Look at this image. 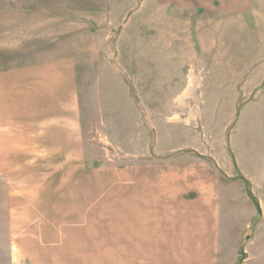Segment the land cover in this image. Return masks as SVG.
<instances>
[{"label":"rangeland","instance_id":"rangeland-1","mask_svg":"<svg viewBox=\"0 0 264 264\" xmlns=\"http://www.w3.org/2000/svg\"><path fill=\"white\" fill-rule=\"evenodd\" d=\"M69 1L43 29L41 1L0 0V70L10 36L56 29L81 91L78 147L9 146L0 122V264H194L168 250L170 166L219 192V263L264 264V0Z\"/></svg>","mask_w":264,"mask_h":264},{"label":"crops","instance_id":"crops-1","mask_svg":"<svg viewBox=\"0 0 264 264\" xmlns=\"http://www.w3.org/2000/svg\"><path fill=\"white\" fill-rule=\"evenodd\" d=\"M31 1L35 0H16L21 4H17L20 6L15 10H10V14L17 19V15L22 12L17 9ZM38 1H41L40 9L33 14L39 15L31 17L39 20L44 18V23H38L44 25L43 29L54 23L51 21L48 24L47 19L55 14L57 7L61 3L70 2ZM79 1L81 0H77ZM217 1L223 3V10L234 15L248 10L253 0ZM48 2L58 5L52 10ZM30 7H32L30 4L27 5V8ZM28 24L30 27L35 25L31 22ZM13 25L21 26L19 20H15ZM54 26L55 24L51 25ZM36 30L38 31L30 35L10 36L6 41L8 49L25 50L12 60L10 67L0 70V122L2 130L10 131L8 139H15V141L11 139L12 141L7 144L29 149L78 147L81 145V91L77 68L79 59L75 46L79 44V37L77 42L71 43L59 36L56 29L43 32V37L40 35L42 32ZM58 160L66 159L63 157ZM204 177L200 175V171L193 169V166L183 172L177 171V167L170 166L168 175L161 183L163 193L167 192L169 199L168 205L163 206L161 210L180 211L179 214L172 212V215H169V225L186 227L185 233L175 234L170 238L168 250L171 252L170 256L180 259V262L191 260L195 264V261L201 260L200 264H221L218 255L221 247L219 234L221 204L217 195L219 192L214 190L213 193L208 192V185L200 188V184L203 183L201 178ZM204 179L208 182V178ZM158 209L160 207L156 206V210ZM173 214L178 215V219L174 218Z\"/></svg>","mask_w":264,"mask_h":264},{"label":"water","instance_id":"water-1","mask_svg":"<svg viewBox=\"0 0 264 264\" xmlns=\"http://www.w3.org/2000/svg\"><path fill=\"white\" fill-rule=\"evenodd\" d=\"M244 254V253H243Z\"/></svg>","mask_w":264,"mask_h":264}]
</instances>
